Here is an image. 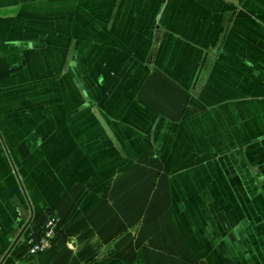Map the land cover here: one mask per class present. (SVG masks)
Returning a JSON list of instances; mask_svg holds the SVG:
<instances>
[{
  "label": "crops",
  "instance_id": "0c3cea01",
  "mask_svg": "<svg viewBox=\"0 0 264 264\" xmlns=\"http://www.w3.org/2000/svg\"><path fill=\"white\" fill-rule=\"evenodd\" d=\"M0 264H264V0H0Z\"/></svg>",
  "mask_w": 264,
  "mask_h": 264
},
{
  "label": "built area",
  "instance_id": "2783aa9c",
  "mask_svg": "<svg viewBox=\"0 0 264 264\" xmlns=\"http://www.w3.org/2000/svg\"><path fill=\"white\" fill-rule=\"evenodd\" d=\"M60 229L58 215L50 213L42 230L32 235L27 243L28 255L41 253L53 246Z\"/></svg>",
  "mask_w": 264,
  "mask_h": 264
},
{
  "label": "rangeland",
  "instance_id": "374dc122",
  "mask_svg": "<svg viewBox=\"0 0 264 264\" xmlns=\"http://www.w3.org/2000/svg\"><path fill=\"white\" fill-rule=\"evenodd\" d=\"M19 203L21 204L22 208H23L24 210H26V207L23 206L21 202H18V204H19ZM50 213H53V212H50ZM50 213H49V214H50ZM47 217H48V216H47ZM47 217H46V220H47ZM46 220H44V222L41 224V227H40L41 230L43 229V227H44V225H45V223H46ZM26 246H27V245H26Z\"/></svg>",
  "mask_w": 264,
  "mask_h": 264
},
{
  "label": "water",
  "instance_id": "95a60500",
  "mask_svg": "<svg viewBox=\"0 0 264 264\" xmlns=\"http://www.w3.org/2000/svg\"><path fill=\"white\" fill-rule=\"evenodd\" d=\"M26 227H27V223L24 225V227H22L21 231L18 233L17 240L23 235Z\"/></svg>",
  "mask_w": 264,
  "mask_h": 264
}]
</instances>
